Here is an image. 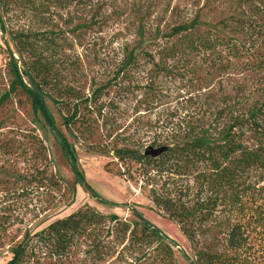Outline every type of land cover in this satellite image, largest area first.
I'll return each instance as SVG.
<instances>
[{
    "label": "rangeland",
    "instance_id": "1",
    "mask_svg": "<svg viewBox=\"0 0 264 264\" xmlns=\"http://www.w3.org/2000/svg\"><path fill=\"white\" fill-rule=\"evenodd\" d=\"M96 1L103 4L101 18L96 17ZM41 19L17 14L6 22V30L51 33L57 51H44L42 57L53 61L51 56H56L55 89L68 88L86 97L94 94L90 103H78L80 122L70 130L62 126V118L71 114V107L68 113L53 102L54 88L47 89L51 99L46 104L74 149L86 184L103 200L127 207L102 206L74 184L68 164L27 98L18 91L8 93L6 49L14 53V47L8 33L0 34V264L11 260L12 249L26 233L33 235L85 207L127 223L136 221L133 207L176 243L177 247L170 246L173 263L187 264L181 251L190 259L194 252L178 227L152 208L148 190L137 180V166L122 165L111 153H98V148L144 149L161 128L183 130L202 122L206 129L212 119L209 111L219 106L223 95L235 99L264 87V0H67L64 9H51ZM206 33L237 48L235 60H229L234 61L230 72H214L207 56L177 62L155 48L178 43L184 35L203 38ZM125 49L136 55L147 51L153 61L140 54L113 77ZM107 81L111 85L96 100V89ZM51 176L59 183L53 189L48 183ZM248 179L263 180L255 195L264 210V175L252 173ZM108 225L77 237L61 264L165 263V252L155 250L153 241L119 242ZM260 237L253 236V250L247 253L252 264H264V236ZM204 240L211 250L222 247L217 233ZM33 246L34 255L19 264H54L42 257L36 241Z\"/></svg>",
    "mask_w": 264,
    "mask_h": 264
},
{
    "label": "trees",
    "instance_id": "2",
    "mask_svg": "<svg viewBox=\"0 0 264 264\" xmlns=\"http://www.w3.org/2000/svg\"><path fill=\"white\" fill-rule=\"evenodd\" d=\"M102 5V1H96V17H102ZM65 6L67 0H0V34L3 37L8 33L14 47V53L6 49L8 93L18 91L27 98L33 114L42 121L68 164L75 185L83 187L89 197L102 206L127 207L103 200L86 184L75 151L57 128L46 104V100L51 99L47 89L54 88L56 100L53 102L68 113L71 107V114L62 118V126L70 130L80 122L78 103H90L94 94L86 97L68 88L55 89L56 56H51L53 61L42 57L44 51H57L56 39L51 33L6 30V22L17 14L44 21L41 18L51 9L61 10ZM155 48L164 58L177 62H189L186 59L191 56H207L208 67L220 75L228 73L234 65V61L229 63V60H235L238 54L229 41L210 33L203 38L184 35L178 43ZM140 54L122 50V59L113 77L123 73ZM141 55L153 61L147 51ZM110 83L107 81L96 89V100L105 94ZM234 98L223 95L219 106L209 111L212 119L206 129L202 122L183 130L161 128L158 137L144 149L115 145L106 151L104 147L98 148V153H111L122 165L137 166V180L140 188L148 190L152 208L178 227L194 252V258L190 259L181 251L187 264H252L253 259L247 253L253 250V236H264V210L257 204L259 197L255 195V190H260L256 186L263 180L250 182L248 179L252 173L264 175V87ZM148 148L156 154L147 152ZM48 183L52 189L59 184L53 176ZM130 211L136 219L132 223L89 207L56 219L33 235L26 233L21 243L12 249V258L7 264H19L23 258L32 257L36 249L34 241L43 251L44 259L61 264L77 237L106 223L119 242L131 245L133 240L140 243L145 238L150 239L157 244L155 250L162 248L165 252L164 264H174L170 246L177 247L176 243L133 207ZM211 233L221 235L220 250H211L204 242Z\"/></svg>",
    "mask_w": 264,
    "mask_h": 264
},
{
    "label": "water",
    "instance_id": "3",
    "mask_svg": "<svg viewBox=\"0 0 264 264\" xmlns=\"http://www.w3.org/2000/svg\"><path fill=\"white\" fill-rule=\"evenodd\" d=\"M147 152H150L152 155H155L156 154L154 152H151V149L150 148L147 149Z\"/></svg>",
    "mask_w": 264,
    "mask_h": 264
}]
</instances>
